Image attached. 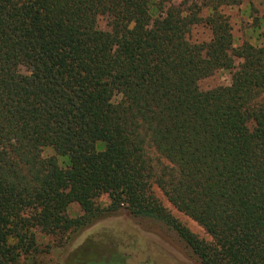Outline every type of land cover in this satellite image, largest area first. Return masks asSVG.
Returning a JSON list of instances; mask_svg holds the SVG:
<instances>
[{"label": "trees", "instance_id": "16d2710c", "mask_svg": "<svg viewBox=\"0 0 264 264\" xmlns=\"http://www.w3.org/2000/svg\"><path fill=\"white\" fill-rule=\"evenodd\" d=\"M227 1L201 16L172 0H0V264L34 263L38 233L120 209L175 230L202 264H264V30L234 47ZM200 23L211 38L191 41ZM217 70L230 83L200 89ZM96 245L69 264H127Z\"/></svg>", "mask_w": 264, "mask_h": 264}, {"label": "rangeland", "instance_id": "374dc122", "mask_svg": "<svg viewBox=\"0 0 264 264\" xmlns=\"http://www.w3.org/2000/svg\"><path fill=\"white\" fill-rule=\"evenodd\" d=\"M204 1L206 0H172L182 3L186 8L197 5L201 16L207 14L206 6H203ZM218 9L230 23L234 47L246 41L259 43L257 31L254 30L258 27L260 31L264 30V0H228ZM106 23L105 16L97 18L99 28H107ZM189 38L191 41L205 42L211 38V31L200 23L192 27ZM238 62L236 61L237 66ZM230 81V71L217 70L212 75L200 79L198 86L207 90L228 85ZM113 99L116 100V96ZM48 154H52V150L44 149L43 155ZM154 190L163 206L183 226L205 243L212 242L210 234L200 224L174 207L157 187ZM98 202L107 205V195H101ZM67 213L72 217L79 215V205L76 202L71 203ZM28 214L35 215V211L29 210ZM37 238L40 251L36 254L34 263L29 261L28 264H69L78 247L84 245L85 251L90 252L94 250L95 244L102 249L108 247L121 251L127 264H202L175 230L150 218L135 217L126 209H120L78 231L54 236L38 233Z\"/></svg>", "mask_w": 264, "mask_h": 264}]
</instances>
